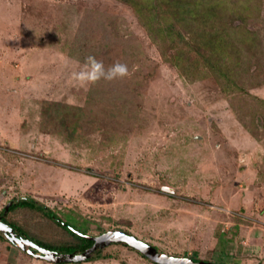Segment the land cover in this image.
I'll list each match as a JSON object with an SVG mask.
<instances>
[{"label":"rangeland","instance_id":"374dc122","mask_svg":"<svg viewBox=\"0 0 264 264\" xmlns=\"http://www.w3.org/2000/svg\"><path fill=\"white\" fill-rule=\"evenodd\" d=\"M215 1L200 27L176 24L196 49L161 43L166 60L121 0H0V215L27 199L88 236L121 230L175 257L264 264V0ZM207 40L232 49L198 47ZM88 56L130 75L79 86L71 73ZM92 103L106 115L84 112L72 136L73 118L54 116ZM46 215L5 219L68 241ZM98 251L68 264H155L122 244ZM0 264L52 263L0 235Z\"/></svg>","mask_w":264,"mask_h":264},{"label":"trees","instance_id":"16d2710c","mask_svg":"<svg viewBox=\"0 0 264 264\" xmlns=\"http://www.w3.org/2000/svg\"><path fill=\"white\" fill-rule=\"evenodd\" d=\"M122 3L127 4L131 6L133 11L137 14V17L141 21L142 25L144 28L147 30L151 41L158 46V49L162 55L163 58L167 60L166 54H165V49L162 47L161 43L168 42V47L169 49H176V47L182 45H187L188 47L192 48V50H195L196 47L193 45L188 44L186 41L185 37L183 36V33L180 29L176 28V24L181 25L183 29L187 28H195V27H200L199 20L197 17H201L202 19H211L215 16V10L220 6H218V3H216L215 0H121ZM221 2V0H219ZM224 2V1H223ZM210 3V5H209ZM216 3V4H215ZM213 4V5H212ZM215 4V5H214ZM225 4V3H224ZM223 4V5H224ZM201 9V11H199ZM228 12H232V9L228 8ZM201 12V13H199ZM235 17V15L232 16V18ZM249 17L247 16L243 18V23L246 25V20H248ZM254 21V20H253ZM249 24L251 23L249 19ZM202 24V23H200ZM244 25V26H245ZM234 25L231 27V34L235 35L237 34L238 29L240 28L239 25ZM245 30L243 31L244 36H246L247 41H251V36H249V29L244 28ZM195 30V29H193ZM251 32V31H250ZM250 35H254L251 33ZM205 41L203 42V45H198L199 46H206V47H211L212 49L216 50L219 52V47L221 50L225 49L227 45L225 43H219V41ZM252 44V43H251ZM220 45V46H219ZM229 49H232L231 46L227 47ZM228 49V50H229ZM228 53V52H227ZM226 52L222 53V57L225 58L224 62L227 63L229 62V58H231V53L227 54ZM211 55L214 56V51L211 53ZM180 55L178 57H173V61L175 62V66H179V60H180ZM210 58V53H209V58L206 57V60L208 61ZM215 68V67H213ZM226 68V67H224ZM219 71V67L217 68ZM223 74H226V72L222 71ZM228 75V74H227ZM226 75V76H227ZM115 94V93H114ZM117 96V95H116ZM127 96V95H126ZM93 100V99H92ZM95 101H98L97 99H94ZM93 100V101H94ZM118 99L116 98V101ZM129 104V98L124 97V99H121V102ZM99 107L97 105H94L92 103L91 107H70L66 106L64 107L63 111H55L54 116H57L59 119V115L61 112H64L66 115H69L73 118V126L71 127L70 131V136H72L75 133V128L74 126L77 125L79 118L84 116L88 112V115H97L98 113L104 115L105 113L102 112V110L98 109ZM106 115V114H105ZM35 203V202H34ZM27 204V206H26ZM25 205V206H24ZM25 208L29 210H34L38 209V211H42L45 215L47 214L44 209L40 206H37L36 204L31 203V200H22L19 201L18 203H14L13 205L10 206L8 212L11 210H15L17 208ZM50 220H52V223L55 224L58 222V225L70 238L68 241L65 242H60V243H51L47 242L43 239H38V238H32L29 237L28 234H26L21 228H18L15 224L10 223L11 228L15 229L16 232H20L21 235H23L25 238L31 240L32 242L36 243L39 246L45 247L49 250H55L59 252H66V253H77L81 252L84 249L88 248L89 245L91 244V241L80 237L76 235L72 230L69 229V227H72L74 230L78 231L79 233L86 235V232L80 231L76 226L71 225L70 223L67 222H62L60 219H58L55 215L52 213H49L46 215ZM56 225V224H55ZM70 225V226H69ZM14 231V232H15ZM128 233V232H127ZM22 236V237H23ZM37 239V240H35ZM124 247H127L126 245L123 244ZM58 249V250H57ZM144 257V256H143ZM145 258V257H144ZM195 261H198L196 258H192Z\"/></svg>","mask_w":264,"mask_h":264},{"label":"water","instance_id":"95a60500","mask_svg":"<svg viewBox=\"0 0 264 264\" xmlns=\"http://www.w3.org/2000/svg\"><path fill=\"white\" fill-rule=\"evenodd\" d=\"M162 190L171 194L175 192V190H171L168 187H164ZM11 205L12 202L8 203L5 207V213L8 212ZM70 230H72L76 235L92 241L93 245L81 253H57L53 250L45 249L27 238L18 237L13 232V229L4 223L0 218V234L3 235L11 244L16 245L21 251L31 257L52 264L78 263L86 261L94 251L105 248L111 244H124L127 247L136 250L138 253L155 264H215L199 260L195 261L188 257L180 258L161 253L150 244L120 230L108 231L96 237L83 235L74 230L72 227ZM76 257H82V259L77 260L75 259Z\"/></svg>","mask_w":264,"mask_h":264},{"label":"clouds","instance_id":"9594fccd","mask_svg":"<svg viewBox=\"0 0 264 264\" xmlns=\"http://www.w3.org/2000/svg\"><path fill=\"white\" fill-rule=\"evenodd\" d=\"M129 75H130V72H129L128 65L126 63H121V62L117 61V62L113 63L112 65H110L106 68L104 63L102 61L98 60L95 56H88L85 59L82 66L80 67V69L77 71H73L71 73V79L73 82H75L79 86L87 87L88 85L94 84L100 80L114 81V80H118V79H123ZM4 212H5V209H4ZM124 232H126V231H124ZM18 237H22V236H18ZM23 238H25V237H23ZM75 259L79 260V259H82V257H76Z\"/></svg>","mask_w":264,"mask_h":264},{"label":"flooded vegetation","instance_id":"af4514ba","mask_svg":"<svg viewBox=\"0 0 264 264\" xmlns=\"http://www.w3.org/2000/svg\"><path fill=\"white\" fill-rule=\"evenodd\" d=\"M7 213H8V212H7ZM7 213H5V212L3 211V213L0 215V217H1V220H3V222L7 223V224L11 227L10 223L7 222L6 219H5V216L7 215ZM13 231H15V229H13ZM15 233H16L18 236H23V235L20 234V232H16V231H15ZM23 237H24V236H23ZM92 245H93V242L91 241V244L89 245V247L86 248V249H84V250L89 249ZM84 250H83V251H84ZM53 251H54V250H53ZM83 251H81V252H83ZM55 252H57V253H61V252H59V251H55ZM81 252H77V253H81ZM96 252H97V253H96ZM99 253H100V251L96 250V251H94L92 254H93L94 256H96V255L99 254ZM61 254H67V253H61ZM92 254H91V255H92ZM62 264H68V263H62Z\"/></svg>","mask_w":264,"mask_h":264}]
</instances>
